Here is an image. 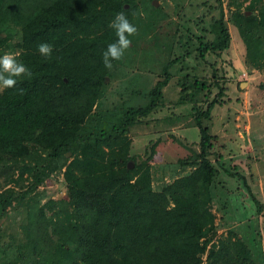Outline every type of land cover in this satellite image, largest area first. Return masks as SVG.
Here are the masks:
<instances>
[{
    "label": "trees",
    "instance_id": "1",
    "mask_svg": "<svg viewBox=\"0 0 264 264\" xmlns=\"http://www.w3.org/2000/svg\"><path fill=\"white\" fill-rule=\"evenodd\" d=\"M258 1L257 12L247 13L237 0H228L227 15L222 0L199 1L202 9L193 16L180 12L170 38L183 53L174 55L165 44L167 57L145 101L94 110L105 77L123 60H112L111 68L103 62L107 45L117 39L110 26L115 15L124 13L147 36L154 25L140 16V3L145 14L161 6L151 0H0V56L16 54L31 71L15 88L0 91V264H114L110 237L117 225L132 232L128 263L199 264L203 254V264L264 263L232 225L207 245L219 225L212 206L215 188L225 182L217 179L220 173L241 181L254 213L264 214V203L236 169L235 152H225L210 132L211 110L225 103L226 87L221 68L207 57L229 46L227 21L247 65L264 55L257 48V30L264 31V0ZM42 42L53 45L50 57L39 53ZM190 52L209 73L175 68ZM169 68L178 72L174 101L191 103L198 138L189 142L168 132V142L157 130L136 143L128 132L165 106ZM172 145H180L174 157L168 154ZM162 159L170 178L153 184L152 162ZM47 181L59 183L65 197L41 201L51 189L39 185ZM117 189L122 211L104 198Z\"/></svg>",
    "mask_w": 264,
    "mask_h": 264
},
{
    "label": "rangeland",
    "instance_id": "2",
    "mask_svg": "<svg viewBox=\"0 0 264 264\" xmlns=\"http://www.w3.org/2000/svg\"><path fill=\"white\" fill-rule=\"evenodd\" d=\"M201 0H156L153 6L158 7L145 14L142 10L144 4L140 3L139 14L143 20L148 19L154 25L147 34L143 35V27L137 32V37L131 39L132 48L125 51L122 64L110 77L105 78L96 101L94 110L118 109L120 104H140L145 101V92L152 86L164 63L169 46L172 54L183 53L176 40L171 41V32L174 23L178 21L180 12L195 15L200 13L202 7L197 3ZM242 9L257 12L260 3L258 0H237ZM152 2V0H151ZM228 0H222L223 12L228 13L230 5ZM178 12V14H177ZM185 15L184 13H182ZM147 15V16H146ZM191 28L196 31V27L190 22ZM230 43L219 56L207 55L210 61H215L216 67L225 77V93L221 97L224 104L215 105L211 110L209 120L210 132L216 134L219 142L225 144V152H235L233 160L238 163L237 171L244 174L246 182L250 185L251 192L260 201L264 202V55L257 61L247 65L244 61V48L240 41L237 31L227 21ZM257 48L264 53V31L260 27L257 30ZM184 55V54H183ZM194 52L184 56L182 62L177 63L175 68L182 66L184 71H191L197 76L209 73L210 68L207 64L196 58ZM169 68L173 80L165 86V106L148 115L144 120L131 127L128 132L129 138L134 141H143L145 136L155 135L154 131L160 130L166 140L171 141L173 132L174 138L179 140L195 141L198 138L197 127L191 122L190 105L191 103H175L174 83L177 70ZM238 85V86H237ZM212 91H216L215 88ZM204 104V100H198ZM172 144H175L173 142ZM180 146V145H179ZM177 146L178 148H180ZM172 145L169 147V156L174 157L180 153V149ZM227 150V151H226ZM167 161L155 160L152 165L153 184H157L161 178H170L169 166H164ZM225 179V182L215 188L216 199L213 201L212 209L215 213V221L218 227L209 234V241L224 234L227 227L237 229L245 237L254 259L264 262V214L256 215L251 198L242 186L241 181L220 173L217 179ZM59 183L44 182L39 185L47 187L46 197L56 199L65 197L64 188ZM236 186V188H235ZM122 190L117 189L104 198L112 207L122 211L123 203ZM224 208H222V206ZM235 226V228H234ZM124 225H117L112 232L110 240V253L113 256L114 264H133L127 260L131 255L130 249H126L130 242L132 232ZM202 261V260H201ZM200 264V263H199ZM264 264V263H263Z\"/></svg>",
    "mask_w": 264,
    "mask_h": 264
},
{
    "label": "clouds",
    "instance_id": "3",
    "mask_svg": "<svg viewBox=\"0 0 264 264\" xmlns=\"http://www.w3.org/2000/svg\"><path fill=\"white\" fill-rule=\"evenodd\" d=\"M116 34V41L109 43L103 52V62L105 67H112V60H120L125 51L129 48L131 40L129 37L137 34V27L132 24L124 13H117L110 25ZM39 53L44 57H50L53 51V45L48 42H42L38 45ZM22 76H31L30 69L17 59V55L11 52H5L0 56V91L8 88H15L17 78ZM21 94L23 89H20Z\"/></svg>",
    "mask_w": 264,
    "mask_h": 264
},
{
    "label": "water",
    "instance_id": "4",
    "mask_svg": "<svg viewBox=\"0 0 264 264\" xmlns=\"http://www.w3.org/2000/svg\"><path fill=\"white\" fill-rule=\"evenodd\" d=\"M153 1H155L156 2V0H152V3H153ZM126 6V5H125ZM250 11L249 10H247V13H249ZM106 78V77H105ZM132 165V162L131 161H128L127 162V166L129 167V166H131Z\"/></svg>",
    "mask_w": 264,
    "mask_h": 264
},
{
    "label": "built area",
    "instance_id": "5",
    "mask_svg": "<svg viewBox=\"0 0 264 264\" xmlns=\"http://www.w3.org/2000/svg\"><path fill=\"white\" fill-rule=\"evenodd\" d=\"M204 262V254L202 255V261L200 262V264H203Z\"/></svg>",
    "mask_w": 264,
    "mask_h": 264
},
{
    "label": "crops",
    "instance_id": "6",
    "mask_svg": "<svg viewBox=\"0 0 264 264\" xmlns=\"http://www.w3.org/2000/svg\"><path fill=\"white\" fill-rule=\"evenodd\" d=\"M264 203V202H263Z\"/></svg>",
    "mask_w": 264,
    "mask_h": 264
}]
</instances>
